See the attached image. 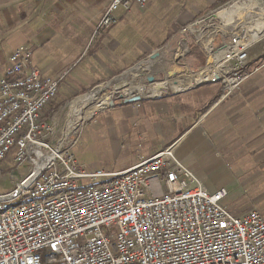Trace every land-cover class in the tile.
Masks as SVG:
<instances>
[{"label":"built area","instance_id":"built-area-1","mask_svg":"<svg viewBox=\"0 0 264 264\" xmlns=\"http://www.w3.org/2000/svg\"><path fill=\"white\" fill-rule=\"evenodd\" d=\"M150 1L111 0L96 30ZM230 7L181 30L197 33L205 61L189 69L182 42L175 52L179 69L147 83L150 97L203 84L220 85L219 100L239 91L251 75L249 53L264 41V32L254 37L243 27L257 28L263 20L256 14L254 23L240 28L248 6L232 19L220 17ZM29 59L26 47L15 50L0 80V167L13 149L16 168L25 167L16 189L0 195V205L16 202V209L0 218V264H264V215L249 210L233 216L223 204L227 190L209 192L177 160L173 146L108 174L77 162L73 150L81 131H64L52 143L54 128L40 117L66 73L46 77L29 67ZM187 80L189 85L181 86ZM158 84L164 88L150 93ZM167 168H177V176H168ZM21 198H28V206L18 207Z\"/></svg>","mask_w":264,"mask_h":264},{"label":"crops","instance_id":"crops-1","mask_svg":"<svg viewBox=\"0 0 264 264\" xmlns=\"http://www.w3.org/2000/svg\"><path fill=\"white\" fill-rule=\"evenodd\" d=\"M110 2L0 0V80L8 57L20 47L29 52V67L42 75L66 73L56 98L42 110L41 121H52L72 97L129 75L169 40L174 22L187 25L195 13L194 7L185 11L178 0H151L144 9L119 13L114 25L97 31ZM263 53L251 56V75L225 100H219L220 85L203 84L101 109L81 130L74 151L91 152L95 166L118 174L173 146L177 160L209 192L227 190V207L231 176L264 173Z\"/></svg>","mask_w":264,"mask_h":264},{"label":"rangeland","instance_id":"rangeland-1","mask_svg":"<svg viewBox=\"0 0 264 264\" xmlns=\"http://www.w3.org/2000/svg\"><path fill=\"white\" fill-rule=\"evenodd\" d=\"M178 3L184 6L185 11H188L186 8H195V13L191 16V22L189 23H192L198 19H205L210 15H216V13L222 11V9H224L225 7L228 8L230 6L231 7L229 9L219 14L220 17L229 14V16H232L230 19H232L233 17L237 16V11H240V9H242L243 7L248 6L246 7L247 10H244L243 15L240 16L239 20L241 21L239 23L238 21H234L235 24L238 23V25H242L246 22H252L253 20H255L254 18H256V14H259L258 17L262 18V20L264 21V0H187L188 7L187 4L184 5V0H178ZM184 22L185 21L183 20L177 21L176 23L174 22L171 27V33L167 37L169 38V40L167 41L166 39L163 42V46L157 49L156 52L153 51L150 53H157L159 55L153 60L156 62L154 65L145 66L144 72H137L138 75L135 74L137 77L133 76V73L131 72L125 79L118 82L115 87L114 85H110L108 88H106V90L103 89L105 94L111 95L112 98L114 97V103H119L120 101H122L119 100V97L126 99L138 95L143 96L144 98H149L151 95L148 92L149 88L144 87L148 83L147 79L149 77H152L155 82H161L163 80L164 73L168 74L169 72H175L179 69L178 65H176L177 60L175 52L176 50L178 52L182 50L181 47H179L182 42L186 43L189 53L186 55L184 62V58H182V51L179 58L180 62H184L183 64L188 66L192 71L196 70V66L204 63L205 58L196 45L197 38L195 37L197 33H190L189 31L186 33L181 32V30L186 26ZM219 22L222 23V20H220ZM254 22L255 21H253L252 23ZM215 24H218V20L215 21ZM250 28L252 27L250 26ZM262 51H264V41L261 44L255 46L249 54L250 56H253L255 54L261 53ZM192 53L195 54L193 55ZM190 54L192 55L189 56ZM196 54L201 55V57L199 56L198 58ZM149 56L145 57V59L140 62H148V60L150 59ZM195 60H198L197 64L195 63ZM122 75L115 76L116 78L114 79H117ZM114 79L95 87L96 89L93 88L89 90L84 95L72 97V99H70L68 103L62 105L56 111L52 121L50 120L48 123L44 121L54 128L55 133L53 135L52 143H55L61 137L64 131H66L67 135L70 133L72 134L76 131H81L91 120L93 115H95L98 111L103 110L99 109L91 114L89 118H86L83 121H79V117L83 115V112L79 111L80 106L74 103H77L79 99L84 98L89 93L91 94L93 92L99 91L100 89L102 90V87L105 84L112 82ZM133 85H142L143 91L141 93H133L128 97H124L123 94L128 91V89ZM164 93L170 92L169 90H167ZM80 112L82 113V115ZM44 119L47 120V117H45ZM81 151L82 150L79 149L77 154V151L73 150L75 158L78 162H80V165L84 166L91 172L99 171L101 167L95 166L93 154L91 152L82 154ZM9 156L10 159L7 161V163H5L4 165L2 163L0 167V195L14 191L22 178L25 176V167H20L18 169L14 164V152H12ZM229 179L232 180L231 186H233H230L229 188H233V190L230 192V196L226 200L227 210L233 216L242 215L249 210H257L264 215V173L255 176L234 175Z\"/></svg>","mask_w":264,"mask_h":264},{"label":"bare ground","instance_id":"bare-ground-1","mask_svg":"<svg viewBox=\"0 0 264 264\" xmlns=\"http://www.w3.org/2000/svg\"><path fill=\"white\" fill-rule=\"evenodd\" d=\"M245 24H248V23H245ZM245 24L240 25L239 27L242 28V26H247ZM256 27L257 28H254V29L250 28V26L247 28L246 27H243V28L246 30H249L253 34L254 37H257L262 32H264V21H262L261 26L258 27L256 25ZM155 63H156L155 61H153L152 59H149L148 62L141 63V64L137 65L135 68L132 69V71H130V73L132 72L133 73L132 75L136 76L135 74H137V72H139V73L144 72L145 66L154 65ZM127 76H128V73H125L121 77L114 79L112 82H110V84L104 85L103 89L106 90V88H108L110 85H114V87H115L118 82L122 81ZM189 83H190V80H187L185 82V84H183L181 86L184 87L186 85H189ZM179 87L180 86H173L172 85L173 89H179ZM163 88H164V84L163 85L158 84L156 86L155 90H152L150 93H152V94L157 93L158 90H161ZM103 89L101 91H97V92H93L91 94H88L84 98L79 99L77 103H74V104H78L80 106L79 111L83 112V115L80 112L82 116L79 117V121H83L84 119L89 118L91 116V114H93L95 111L99 110L101 107L108 105L109 102L114 99V97L112 98L111 95L105 94ZM142 91H143L142 85H133L128 89V91H126L123 94V96L128 97L129 95H131L133 93H141ZM73 110H74V108H73ZM77 112H78V110H77ZM167 175L168 176H177V168H174V171L167 168ZM26 206H28V198L18 199V207H26ZM14 209H16V202H6L5 205H0V218H3L4 216L8 215V212L13 211Z\"/></svg>","mask_w":264,"mask_h":264},{"label":"water","instance_id":"water-1","mask_svg":"<svg viewBox=\"0 0 264 264\" xmlns=\"http://www.w3.org/2000/svg\"><path fill=\"white\" fill-rule=\"evenodd\" d=\"M157 56H158V54L157 53H155V54H151L150 55V58L152 59V60H154L155 58H157ZM147 82L149 83V84H152V83H154V79L152 78V77H149L148 79H147ZM111 99V98H110ZM141 99V97L140 96H133V97H131V98H128V99H123L122 97H119V100H122L124 103H134V102H138L139 100ZM114 105V102H113V100L112 101H110L109 102V104L107 105V106H104V107H101L100 109H105V108H110V107H112Z\"/></svg>","mask_w":264,"mask_h":264},{"label":"trees","instance_id":"trees-1","mask_svg":"<svg viewBox=\"0 0 264 264\" xmlns=\"http://www.w3.org/2000/svg\"><path fill=\"white\" fill-rule=\"evenodd\" d=\"M56 109V108H55ZM12 152H14V149L13 150H11V152L6 156V158H5V160H4V162H3V165L5 164V163H7V161L10 159L9 157V155L12 153ZM13 160H14V158H13ZM15 164V163H14Z\"/></svg>","mask_w":264,"mask_h":264}]
</instances>
